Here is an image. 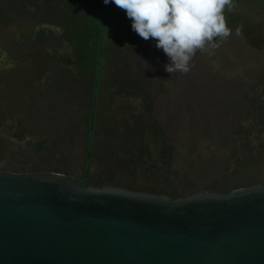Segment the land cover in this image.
<instances>
[{"label":"rangeland","instance_id":"1","mask_svg":"<svg viewBox=\"0 0 264 264\" xmlns=\"http://www.w3.org/2000/svg\"><path fill=\"white\" fill-rule=\"evenodd\" d=\"M234 4L224 13L232 34L198 52L186 74L166 72L155 40L136 33L120 57L107 58L88 152L98 6L0 0V169L178 194L264 183V0ZM137 122L162 141L133 139ZM252 155L259 165L240 171Z\"/></svg>","mask_w":264,"mask_h":264},{"label":"water","instance_id":"2","mask_svg":"<svg viewBox=\"0 0 264 264\" xmlns=\"http://www.w3.org/2000/svg\"><path fill=\"white\" fill-rule=\"evenodd\" d=\"M0 264H264V183L172 197L0 169Z\"/></svg>","mask_w":264,"mask_h":264},{"label":"clouds","instance_id":"3","mask_svg":"<svg viewBox=\"0 0 264 264\" xmlns=\"http://www.w3.org/2000/svg\"><path fill=\"white\" fill-rule=\"evenodd\" d=\"M110 0H104L109 3ZM125 11L132 30L167 56L165 71L188 73L197 53L213 52L232 34L225 10L234 0H111ZM241 28L237 27L239 35Z\"/></svg>","mask_w":264,"mask_h":264},{"label":"trees","instance_id":"4","mask_svg":"<svg viewBox=\"0 0 264 264\" xmlns=\"http://www.w3.org/2000/svg\"><path fill=\"white\" fill-rule=\"evenodd\" d=\"M92 1L99 8V18L95 21L94 24L93 32L95 38L92 40L93 45L91 48V55L95 60L96 78H95V86L93 91L92 110L90 113V127H89V135H88L89 140L87 147L88 152H90V150L92 149V142L97 133L96 112H97L98 101L101 92L102 79L105 76V72H106V60L108 57L111 58L120 57L124 52L122 44L125 45V43L129 42L130 38L135 33L131 28V20L127 17L125 11L118 8L114 3L111 2V0L107 4L104 3V0H92ZM92 18L93 16L89 15V19L86 21V23H89L90 19ZM155 131L156 130L154 127L150 126V128L147 129L144 125H142V122H137L136 125L132 128V132H134L132 138L138 140V142H141L142 137H157L159 141H162L164 135L159 131L157 132ZM88 162H89V155H87L86 163ZM238 163L240 165L239 170L245 171L258 166L260 160H258L255 156L252 155L248 161L239 160ZM85 181L87 182V180ZM254 183H258V182L252 179L249 182H246L245 184L237 183L231 185L223 184L220 186L214 185L205 190L211 189L214 191L227 192L239 186L249 185ZM94 185L101 186V185H114V184H107V183L101 184L99 182H96L94 183ZM115 185L121 186V184H115ZM136 190H147V189L140 188ZM158 192L169 194L172 197H179L196 191L187 194H178L173 192L170 186H167Z\"/></svg>","mask_w":264,"mask_h":264}]
</instances>
